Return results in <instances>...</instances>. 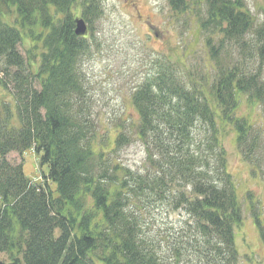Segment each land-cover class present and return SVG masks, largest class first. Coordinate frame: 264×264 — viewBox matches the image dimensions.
Segmentation results:
<instances>
[{"label":"trees","instance_id":"1","mask_svg":"<svg viewBox=\"0 0 264 264\" xmlns=\"http://www.w3.org/2000/svg\"><path fill=\"white\" fill-rule=\"evenodd\" d=\"M168 2L199 18L210 65L197 79L157 61L134 88V135L145 158L133 171L115 153L129 141L123 130L99 133L80 66L90 42L75 35L73 10L81 7L91 32L99 0H0L15 8L22 30L34 37L40 29L42 45L39 63L25 61L20 31L0 19L1 83L11 86L18 121L0 109V264H16L15 253L24 264H239L235 230L243 210L222 137L233 132L242 160L259 171L254 123L237 113L245 100L264 119V10L256 20L243 0ZM225 44L237 46L238 57L226 52L222 62ZM250 55L255 70L240 58ZM27 150L46 168L39 183L7 158ZM176 211L186 218L178 225L166 220ZM162 215L163 230L150 234Z\"/></svg>","mask_w":264,"mask_h":264},{"label":"rangeland","instance_id":"2","mask_svg":"<svg viewBox=\"0 0 264 264\" xmlns=\"http://www.w3.org/2000/svg\"><path fill=\"white\" fill-rule=\"evenodd\" d=\"M250 14L260 20L263 17L264 0H243ZM101 16L94 22L91 32L85 36L90 42V51L81 62L84 86L90 100L92 118L99 124V133L105 129L123 130L128 143L116 148V157L131 170H141L145 158L144 149L134 135L137 122L136 112L131 104L134 88L148 74L154 71L155 63L170 60L181 67L184 76L190 72L198 78L209 67V49L205 43V34L198 27L199 18L189 12H174L168 0H99ZM73 15L80 18L81 7L75 6ZM202 15V13H201ZM18 14L14 7L0 6V19L6 25L15 27L22 35L18 50L27 62L39 63L42 45L35 36L40 29L34 28V37L29 31L22 30L18 23ZM87 25V24H86ZM30 35V36H29ZM221 37L212 35V43L219 46ZM237 46H228L221 50L219 59L226 61L228 56L238 57ZM251 69L257 68L254 55L240 56ZM0 65V109L3 115H10L11 124L18 126L15 103L11 86H3L6 81ZM243 114L254 123L258 151L256 160L259 171L251 170L239 153L233 132L222 137V146L226 153L227 171L234 176L237 196L243 210V221L235 230V246L239 255V264H264V244L255 224L253 214L264 225V119L259 108L249 106L242 101L237 115ZM14 120V122H13ZM105 147V149L111 148ZM114 147V146H113ZM254 151V152H255ZM12 163H23L25 176L39 183L46 168H40L38 157L33 150L20 155L12 152L8 155ZM254 164V163H253ZM255 166V165H254ZM251 193L253 197L246 195ZM253 212L251 203H255ZM165 217H157L151 224L150 234L163 230ZM178 225L186 220L183 212H172L168 219ZM166 221V222H168ZM181 222V223H182ZM16 264H24L21 253H15ZM7 260V255L2 254ZM8 261V260H7ZM12 262V261H9Z\"/></svg>","mask_w":264,"mask_h":264},{"label":"water","instance_id":"3","mask_svg":"<svg viewBox=\"0 0 264 264\" xmlns=\"http://www.w3.org/2000/svg\"><path fill=\"white\" fill-rule=\"evenodd\" d=\"M75 29L74 33L76 36L82 37L87 32V25L82 18H75Z\"/></svg>","mask_w":264,"mask_h":264}]
</instances>
